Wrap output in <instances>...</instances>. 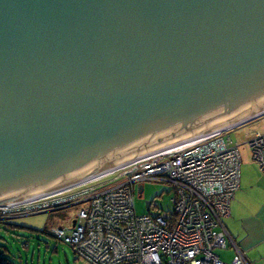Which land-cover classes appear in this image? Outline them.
Returning a JSON list of instances; mask_svg holds the SVG:
<instances>
[{
  "label": "water",
  "instance_id": "95a60500",
  "mask_svg": "<svg viewBox=\"0 0 264 264\" xmlns=\"http://www.w3.org/2000/svg\"><path fill=\"white\" fill-rule=\"evenodd\" d=\"M262 114L264 0H0V207Z\"/></svg>",
  "mask_w": 264,
  "mask_h": 264
},
{
  "label": "built area",
  "instance_id": "2783aa9c",
  "mask_svg": "<svg viewBox=\"0 0 264 264\" xmlns=\"http://www.w3.org/2000/svg\"><path fill=\"white\" fill-rule=\"evenodd\" d=\"M262 119L264 114L30 203L0 207V222L83 205L75 225L52 234L90 264H254L238 250L226 263L216 250L228 247L223 220L241 183L240 146L229 134ZM248 145L264 174V131ZM146 182L171 185L174 210L137 216L135 186Z\"/></svg>",
  "mask_w": 264,
  "mask_h": 264
},
{
  "label": "rangeland",
  "instance_id": "374dc122",
  "mask_svg": "<svg viewBox=\"0 0 264 264\" xmlns=\"http://www.w3.org/2000/svg\"><path fill=\"white\" fill-rule=\"evenodd\" d=\"M264 131V119L230 133L231 140L240 146L242 169L252 177L263 178L260 167L253 160L249 140ZM143 187L142 193L139 187ZM173 188L166 183L146 182L135 186V211L137 216H155L174 210ZM147 203H151L150 211ZM83 205L71 206L53 212L35 215H8L0 222V264H90L80 258L74 247L57 240L52 232L58 228L72 227ZM14 216V218H12ZM225 219L223 220V222ZM222 250L216 254L225 258Z\"/></svg>",
  "mask_w": 264,
  "mask_h": 264
},
{
  "label": "crops",
  "instance_id": "0c3cea01",
  "mask_svg": "<svg viewBox=\"0 0 264 264\" xmlns=\"http://www.w3.org/2000/svg\"><path fill=\"white\" fill-rule=\"evenodd\" d=\"M229 243L221 251L226 263L237 250L254 264H264V180L241 169L240 188L231 204V215L224 221Z\"/></svg>",
  "mask_w": 264,
  "mask_h": 264
},
{
  "label": "bare ground",
  "instance_id": "6f19581e",
  "mask_svg": "<svg viewBox=\"0 0 264 264\" xmlns=\"http://www.w3.org/2000/svg\"><path fill=\"white\" fill-rule=\"evenodd\" d=\"M43 197H45V196H42V197H39V198H43ZM39 198H34V199L27 200V201H24V202L15 203V204L12 205V207H15L16 205L27 204V203H30V202H32L34 200H38ZM53 211H55V210H50L49 212H53Z\"/></svg>",
  "mask_w": 264,
  "mask_h": 264
},
{
  "label": "trees",
  "instance_id": "16d2710c",
  "mask_svg": "<svg viewBox=\"0 0 264 264\" xmlns=\"http://www.w3.org/2000/svg\"><path fill=\"white\" fill-rule=\"evenodd\" d=\"M151 209V208H150Z\"/></svg>",
  "mask_w": 264,
  "mask_h": 264
}]
</instances>
